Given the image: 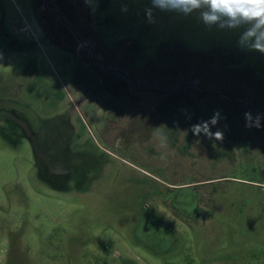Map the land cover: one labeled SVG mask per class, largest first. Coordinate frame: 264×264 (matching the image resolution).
<instances>
[{
  "label": "rangeland",
  "instance_id": "obj_1",
  "mask_svg": "<svg viewBox=\"0 0 264 264\" xmlns=\"http://www.w3.org/2000/svg\"><path fill=\"white\" fill-rule=\"evenodd\" d=\"M108 4L126 26L119 40L140 39L138 64L110 47L111 32L63 18L62 0H0V264H264V53L244 39L253 24L207 23L206 8L153 0ZM208 73L217 90L203 88ZM141 87L180 109L177 142L174 119L152 131L149 118L116 123L115 106L137 105L145 93L128 91Z\"/></svg>",
  "mask_w": 264,
  "mask_h": 264
},
{
  "label": "flooded vegetation",
  "instance_id": "obj_2",
  "mask_svg": "<svg viewBox=\"0 0 264 264\" xmlns=\"http://www.w3.org/2000/svg\"><path fill=\"white\" fill-rule=\"evenodd\" d=\"M91 0H62V4H65V8H64V14H63V18H65L66 20L68 19L73 25L76 26V21L77 20H82L83 23H86L89 22V24H87L86 26H84L83 28L80 27L81 31L87 33V34H92V33H95L94 31H96V29H100L103 31H109L112 33V40H110V42L112 43L111 44V48L112 49H115L117 46H120L122 45V49L123 50H120L118 55H122L121 57L125 58V57H129L128 55H131L132 56V62L134 64H138L139 63V58L141 56V53H142V49H141V42H140V39L136 38V37H128V38H124L122 40H119V36L117 35V32L120 31L122 34L124 33V30H123V27H126V26H119L120 24V20L119 18H114V14L111 13L110 11V4H108L110 2V0H96L95 3H93L92 1L90 2ZM112 2L114 0H111ZM34 11V15L32 16V21H34L37 25V27H39V20H38V16H40L41 14H43V12H41L39 15H38V12L37 10H33ZM74 15H76V17L78 16V18H73L75 17ZM92 17H94L95 19V25H93L94 27H92V25L90 24V22L92 21ZM90 19V20H89ZM90 25V26H89ZM41 35L44 37L45 40H49L48 37H46V30H45V27L43 25H41ZM94 30H93V29ZM97 40V39H96ZM51 41L53 44L59 46L54 40H49ZM165 42V41H164ZM60 47V46H59ZM108 47V46H106ZM129 47V48H128ZM110 49V48H108ZM133 50V53H130V51ZM139 50V51H138ZM138 51V53H137ZM101 53L104 56V53L102 51H97V53ZM168 51L167 50H161L159 53H158V58L161 59L160 62H165V64L167 65H173L171 64L168 60V57H169V54L167 53ZM156 53V54H157ZM155 57L151 58L149 57L147 59V61L145 62L147 65H151L154 61ZM114 65H118L117 62H112ZM132 63V64H133ZM144 63V64H145ZM248 65V64H247ZM223 68V71L226 72V75H227V71H226V67L225 66H221ZM225 67V68H224ZM220 68V66L218 67V69ZM225 69V70H224ZM221 70V69H220ZM243 70H245L246 72H251V70H249V68H244ZM131 75V77H135L136 75L135 74H141V71H130L129 72ZM233 75L236 77V78H242V74H241V69H238V70H234L232 71ZM209 75L212 77H209ZM249 79H253L257 85H261V82L260 80L256 79L253 74H249ZM206 78H208L210 80V83L212 84V86H204L203 88L205 90H209V91H214V90H217V89H214L213 86H217L215 84H213L211 81L213 79H216L217 78V75L215 73H208L206 76ZM195 78H197V75H195ZM194 78V79H195ZM132 79V78H130ZM146 87V85H145ZM148 87V86H147ZM258 88V87H257ZM173 90V88L167 90V89H164L162 91L164 92H169ZM224 90V89H222ZM220 91V90H218ZM129 93H135V92H139V93H145L143 94L144 97L142 98V100H140V102L135 105H125V104H118L117 106H115V112L117 114V122L118 125L122 128H126L127 126H130L132 123H138V122H141L143 121L144 123V120L145 119H150V124L152 125V128L150 131L152 130H156V129H163L165 128V126L167 125V120L168 119H174L176 121H178V125L174 126L173 129V134H174V143L177 142L176 141V137L178 135V132L180 130V127H181V121L180 119L178 118V115H179V112H180V109L177 108L176 106H169V108L171 107V111L169 113H171L172 115H170L168 112H167V107H166V102L168 100H162L160 101L159 99V94L157 93L156 90H153V89H143V87H141L140 89H137V88H132L128 91ZM147 92H150V93H147ZM220 92H225V91H220ZM193 94L195 95H203V96H208L206 94V92H201L199 90L193 92ZM264 111V108L262 109ZM191 113V115L193 116V113H194V110H191V111H188ZM174 113V114H173ZM262 122V121H261ZM177 123V122H176ZM233 124V123H231ZM244 124V123H243ZM262 123H260V127L258 128H255L256 131L258 133H261L262 132ZM144 125V124H143ZM179 127V128H178ZM238 128L241 127V128H244L242 125L241 126H237ZM150 131H147V132H144L145 134H148ZM161 132V135L164 136V137H168V134L166 132V130H164L163 132L160 130ZM159 133V132H157ZM257 133V134H258Z\"/></svg>",
  "mask_w": 264,
  "mask_h": 264
},
{
  "label": "clouds",
  "instance_id": "obj_3",
  "mask_svg": "<svg viewBox=\"0 0 264 264\" xmlns=\"http://www.w3.org/2000/svg\"><path fill=\"white\" fill-rule=\"evenodd\" d=\"M153 3L161 7L181 9L185 12L206 8L202 17L207 23H214L221 18H226L230 26L253 24L246 30L244 39L255 37L253 49L264 53V0H153ZM219 118L220 114L216 112L211 118V123L216 124ZM245 118L251 120V114L246 112ZM259 119L258 116L256 127H260ZM246 127H251V124L246 123ZM192 131L198 133L200 127L193 126ZM214 138L222 140V131H216Z\"/></svg>",
  "mask_w": 264,
  "mask_h": 264
}]
</instances>
